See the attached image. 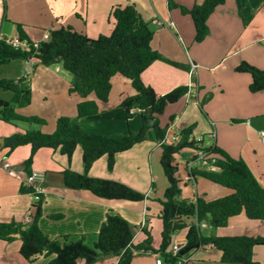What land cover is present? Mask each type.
Instances as JSON below:
<instances>
[{"label":"crops","instance_id":"1","mask_svg":"<svg viewBox=\"0 0 264 264\" xmlns=\"http://www.w3.org/2000/svg\"><path fill=\"white\" fill-rule=\"evenodd\" d=\"M170 1L176 7L170 9ZM204 1L0 0V38L18 39L21 29L26 42L33 44L40 43L45 33L70 28L89 40H96L112 34L114 22L111 13L115 7L134 6L153 32L151 49L162 59L182 66L175 68L155 62L141 75L142 83L158 96L180 87L186 88L189 83L197 90L195 101H187L183 96L168 105L158 116L159 126L171 135L193 127L192 136L201 137L203 146L216 147L234 159H242L264 188V145L259 135L264 130V92L250 93L251 77L235 72L242 63L264 71V0H224V5L207 20L208 35L197 44L192 20L188 15H182L180 9L191 10ZM167 23L174 25V31L165 26ZM192 65L196 69L190 76ZM20 80H25L31 92V102L16 108V111L22 116L39 117L46 124L38 126L18 122L12 125L0 121L2 141L27 131L50 134L54 132L59 117H68L81 129L101 135H127L141 127L140 111L134 109L132 118L126 121L120 107L124 97L135 94L130 82L120 76L110 81L108 101L97 102L98 114L84 118L77 117L76 107L82 99L68 93L73 79L62 66L45 68L37 66L35 61L23 60L0 65V81ZM87 99L93 100L94 97L90 95ZM213 130L216 132L215 140L208 135ZM30 152L28 145L9 152L3 142L0 144V223L25 225L28 224L25 219L33 214L31 194L20 192L28 176L22 165ZM161 152L153 131L149 130L146 141L115 156L112 170L107 169L105 156L88 170L89 177L123 183L146 196L141 202H130L103 200L89 191L71 190L64 186V170L81 174L84 171L79 146L70 159L58 150H38L29 171L45 174L38 220L40 230L51 240L62 244L83 239L87 246L93 247L106 214L111 212L133 227V246L144 241L146 231L151 236L152 248L158 250L162 232L159 200L163 199L168 186L160 165ZM192 156L183 155V171L176 176L183 199L194 201L199 197L212 201L231 194L229 189L200 177L185 181L184 161ZM4 165H8V169ZM186 223L190 225L196 220H187ZM200 229L205 237H263L264 221L249 220L240 214L230 218L223 228H212L204 220ZM186 233L187 229L174 233L165 252H170L173 243L186 241ZM20 245L19 238L11 242L0 240V264H48L55 257L54 254H42L28 261L20 255ZM185 257L189 259L183 264H224L220 261L221 252L209 246ZM158 258L161 264H169L160 253L153 251H134L132 264H156ZM117 261V257L107 256L98 264H117ZM252 261L264 264V246L253 248ZM77 264L85 263L78 260Z\"/></svg>","mask_w":264,"mask_h":264},{"label":"trees","instance_id":"2","mask_svg":"<svg viewBox=\"0 0 264 264\" xmlns=\"http://www.w3.org/2000/svg\"><path fill=\"white\" fill-rule=\"evenodd\" d=\"M75 1V0H69ZM224 5V0H205L202 5L191 10L181 8L182 15H188L194 25L195 43H201L208 35L207 20L214 11ZM176 6L169 2V8ZM114 30L108 37L100 36L89 40L84 35L75 33L70 28H61L50 32V39L41 43L37 49L30 42L27 49H13L0 42V65L12 61H35L37 66L49 68L60 65L73 79L69 94L78 95L82 101L77 104V117L84 118L98 114L97 102H107L111 90L110 81L120 76L130 82L135 92L133 96L124 97L120 107L124 110L126 121L133 112L140 111L141 127L135 133L127 135H101L81 129L68 117H59L56 128L50 134L40 131L16 133L3 141L4 148L9 152L21 146H30L29 158L23 163L22 169L29 175L35 153L42 148L58 150L68 159L79 146L82 150L83 173L70 170L62 172V182L71 190H86L99 199L125 200L141 202L146 196L123 183L92 178L88 170L92 164L102 157L107 158V169L112 170L115 156L133 148L147 140V133L152 130L155 141L165 136V128L159 126L158 116L162 115L168 105L176 103L187 93V87H180L162 96L146 87L141 75L153 63L163 62L175 68L182 66L162 59L151 49L153 32L150 25L144 22L134 6H117L111 13ZM18 39L26 41L21 29ZM235 72L248 74L251 77L250 93L264 92V71L246 63L240 64ZM0 90L12 94L11 100H0V121L7 124L18 122L33 125H45V120L36 116H22L16 108L30 104L31 92L25 80L18 82L0 81ZM92 95L93 100L87 97ZM153 124L150 125V122ZM193 127L181 132L182 139L176 145L161 147L160 165L168 186L159 200L162 221L161 245L158 250L151 246V236L145 231L146 238L136 246L132 245L133 227L121 216L107 213L101 224L93 247L84 243L83 239L75 242L60 243L51 240L38 226L41 216V202L32 206L31 221L25 225L0 223V240L11 242L15 238L21 241L19 253L32 261L38 255L54 254L48 264H77L83 260L85 264H98L107 256L117 257V264H132L134 251H153L162 255L169 264H175L178 257L187 255L204 247H212L221 252V263L224 264H256L252 261V250L255 246H264L263 237H205L201 234V222L207 220L212 228H223L234 216L244 214L249 220L264 221V188L260 186L245 162L240 158H232L226 152L213 147L218 155L215 163L216 171H194V178L200 177L231 191L226 197L212 201L196 197L194 201L181 197V187L176 177L177 164L175 155L184 148L194 150L193 143L187 141ZM21 193L33 192L32 186L20 187ZM195 219L196 223L187 225L186 221ZM187 229L186 243L177 257L166 253L174 233ZM17 235V237H16Z\"/></svg>","mask_w":264,"mask_h":264},{"label":"built area","instance_id":"3","mask_svg":"<svg viewBox=\"0 0 264 264\" xmlns=\"http://www.w3.org/2000/svg\"><path fill=\"white\" fill-rule=\"evenodd\" d=\"M168 29L174 31V25L172 23H167L165 25ZM50 39V33H45L42 37V41L40 43H33L32 47L34 49H37L38 46L41 43H46ZM0 42L5 43L6 45L10 46L13 49H22L25 50L28 48L29 43L26 41H20L19 39H6V38H0ZM196 67L191 66L190 68V76L195 71ZM26 74H29V71H26ZM187 93L186 98L187 101H195V98L197 96V90L196 86H194L192 83H189L187 86ZM133 110H131V113ZM209 137L215 140L216 132L215 130L211 131L209 134ZM261 142L264 145V130L260 131L259 133ZM182 139L181 133L176 134H169L168 130L165 133V136L163 139L158 141V145L162 147L163 145H176L179 143ZM187 141L190 143H193L194 146V156L185 159L184 164L186 167V176L184 177L185 181L191 182L194 180L193 172L194 171H216L215 163L218 159V155L214 153L213 147H205L202 144V138H194L192 134L187 135ZM5 169H8V165H4ZM45 180V174L43 172L38 171H31V173L27 176V179L24 183V186L30 187L32 186L33 192L31 193L32 196V206L36 205L37 203H40L42 201V193H43V182ZM31 221L30 217H27L25 219V223H29ZM186 241H178L176 243H173L171 245L170 254L171 257H177L179 252L183 249L185 246ZM190 254V253H189ZM187 255H183L181 257H178L175 261L176 264H183L185 263L189 258L185 257ZM156 264H161V259L158 258L156 260Z\"/></svg>","mask_w":264,"mask_h":264},{"label":"rangeland","instance_id":"4","mask_svg":"<svg viewBox=\"0 0 264 264\" xmlns=\"http://www.w3.org/2000/svg\"><path fill=\"white\" fill-rule=\"evenodd\" d=\"M0 98L2 100H5V101H10L11 98H12V94L11 93H8V92H3L2 90H0ZM16 125V124H14ZM184 154H190L191 156L193 155L194 156V151L190 148H184L182 149L181 151H179V153H177L175 155V163L177 164V171H176V176H180L182 174V171H183V166H182V163H181V159L183 158V155Z\"/></svg>","mask_w":264,"mask_h":264},{"label":"water","instance_id":"5","mask_svg":"<svg viewBox=\"0 0 264 264\" xmlns=\"http://www.w3.org/2000/svg\"><path fill=\"white\" fill-rule=\"evenodd\" d=\"M152 124H153V121L150 122V125H152ZM2 142L3 141L0 139V144H2ZM16 237H17V235H16Z\"/></svg>","mask_w":264,"mask_h":264}]
</instances>
